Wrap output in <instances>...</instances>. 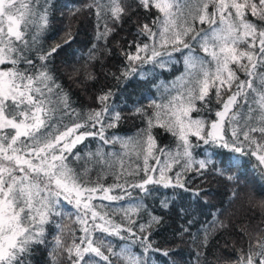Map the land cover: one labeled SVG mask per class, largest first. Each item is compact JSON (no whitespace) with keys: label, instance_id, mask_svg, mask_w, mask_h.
I'll return each mask as SVG.
<instances>
[{"label":"snow or ice","instance_id":"6c2138e0","mask_svg":"<svg viewBox=\"0 0 264 264\" xmlns=\"http://www.w3.org/2000/svg\"><path fill=\"white\" fill-rule=\"evenodd\" d=\"M52 7V0H0V264H32L40 246L50 249L51 264H60L62 258L66 264H113L110 257L123 259L125 264H154L149 253L170 255L154 247L150 239L162 218L148 213V221L138 225V235L131 227L114 223L101 210L106 205L93 201L131 199L130 189H138L143 195L123 210L133 224L132 215L139 213L156 187L181 189L199 197V190L186 185L190 171L203 175L211 166L215 175L234 181L233 173L248 164L243 158L253 156L264 180V0H92L87 5L98 22L95 39L105 43L115 31L110 25H122L137 9L154 8L158 13L137 24L130 50L123 52L126 63L117 81L137 75L147 79L148 73L139 71L143 65L165 68L173 62V53L183 54L184 75L171 88L163 86L159 99L150 102L151 112L142 107L134 110L146 126L130 137L105 135L121 120L112 90L97 97L99 110L81 115L72 108L68 93L50 68L52 58L73 39L71 32L65 33L62 44L43 47ZM101 22L103 31L99 30ZM97 51L93 44L89 61L97 59ZM237 71L247 79L240 80ZM86 79L95 77L87 73ZM212 89L221 103L219 109L209 107ZM222 92L228 93L226 99ZM194 112L214 113L215 119L193 117ZM66 117L75 119L66 121ZM153 128L175 137V146L158 145ZM89 136L98 137L104 145L118 143L122 151L105 153L98 147L86 157L74 154L73 149ZM201 143L207 146L206 158L196 160L193 150ZM69 156L74 161L84 159V166L71 167ZM96 165L100 168L93 181L89 173ZM107 174L114 176V182L105 186L100 181ZM135 176L139 179L126 178ZM64 202L75 209L74 222L83 233L79 237L73 233L71 244L64 240L66 229H71L63 219H55L73 216ZM161 205L168 207V201ZM228 227L216 221L205 232L202 246L206 247L211 231ZM188 231L183 228L181 234ZM97 232L129 239L142 252L137 255L127 245L115 251L112 242L105 243ZM240 232L243 238L249 237L245 227ZM170 264H176L175 260ZM230 264H264V227L248 239L246 250H237Z\"/></svg>","mask_w":264,"mask_h":264},{"label":"trees","instance_id":"16d2710c","mask_svg":"<svg viewBox=\"0 0 264 264\" xmlns=\"http://www.w3.org/2000/svg\"><path fill=\"white\" fill-rule=\"evenodd\" d=\"M91 2L92 0H52L50 24L43 47H50L54 43L62 44L66 38L65 33L70 31L73 39L52 58L50 68L57 82L68 93L72 108L80 112L81 115L92 109L99 110L101 105L97 97L107 90H112L114 93L112 102L118 106L117 110L121 113V120L116 127L108 128L105 135L107 137H111L113 134L120 137L134 136L146 126L141 116L134 114V110L142 107L145 111L151 112L150 102L159 99L164 92L163 86L167 85L171 88L173 82L184 75L183 54L173 53V62L165 68L155 67L153 64L143 65L139 71L148 73L147 79H141L137 75L127 80L121 77V80L117 81L115 77L120 76L126 63L123 52L130 50L128 45L135 39L137 24L148 22L158 13L154 8L147 11L142 8L137 9L136 12L124 19L122 25H110L115 27V31L108 36L105 43L103 40L95 39L98 22L94 11L87 7ZM129 2L131 3L133 0H129ZM249 19L254 18L249 15ZM198 27H207V25H198ZM99 30L103 31L102 22ZM93 44L97 46V59L89 61L88 53ZM233 67L235 68V65ZM87 73H92L95 79H86ZM237 76L240 80L247 79L241 71H237ZM233 90H235V84ZM227 95L228 93L222 92L223 98L226 99ZM214 97L215 89H212L208 97L212 101L209 107L219 109L221 103L217 102ZM197 107H200L199 102ZM192 115L193 117L203 115L205 118L215 119L214 113L210 116L207 112L199 114L194 112ZM65 119L68 121L75 117H66ZM80 131H84V129ZM91 131H96V129H91ZM152 131L158 145L175 146L176 138L170 133L161 128H153ZM98 147H102L105 153L122 151L118 143L104 145L98 137L89 136L73 149V153H79L81 157H86L88 153H95ZM206 148L207 146L201 143L200 147L193 150L194 158L196 160L205 159ZM208 151L210 152L211 149ZM68 159L71 162L70 166L77 170L85 164L84 159L74 161L72 156H69ZM161 159L163 160V157ZM243 159H246L248 164L243 171L233 173L236 177L234 181L215 175L211 171V166L204 171L203 175L195 171L188 172L186 185L191 189L199 190V197L181 189L156 187L153 195L144 199V207L139 210L138 214L129 213L135 221L133 224L128 223L123 210L134 206L135 198L143 195L139 193L138 189H130L133 194L131 199L126 197L125 200L119 202L97 199L93 201V204L106 205L101 210L108 212L114 223L121 224L125 228L131 227L132 231L137 232L138 235V225L148 221V213L161 217L162 222L152 230L150 239L154 241V247L168 250L170 255L164 257L160 253H149L154 264H170L172 260H175L176 264H230L235 259L237 250L241 248L246 250L248 239L254 238V234L264 227V223H262L264 222V204L261 203L264 201V180L260 178L261 166L253 156ZM139 162L142 163V161ZM149 163L152 164L154 161L150 160ZM196 167L197 165L194 164L193 168ZM99 168V165L92 168L89 173L91 180L97 179ZM173 171H175V167ZM126 178L129 181L138 180L139 176ZM100 182L108 186L114 182V176L107 174ZM116 192H119V189H116ZM233 192L237 193L236 197H233ZM164 200L168 201L166 208L161 205V201ZM63 206L70 210L73 216L56 217L55 219H63V223L71 229L70 231L66 229L64 233L65 243L71 244L74 238L73 233L75 237H79L83 233L79 231L80 225L74 222L75 209L67 205L66 202ZM218 220H222L229 227L211 231L206 241V247L202 246L201 241L204 240L205 232L211 230ZM89 223L92 222L89 221ZM241 227L246 228L249 233L248 238L242 237ZM183 228H188L189 231L181 234ZM52 231L55 232V229L52 228ZM121 234L125 237L130 236L128 232ZM95 235L102 236L105 243L111 241L115 251H119L121 247L127 245L137 255L142 252L141 246L138 243L131 244L129 239L121 240L119 237L99 232ZM49 251V248L40 246L32 258V264H51ZM105 254H108L106 250ZM110 259L113 264H125L123 259L116 257H110ZM60 264H66V261L62 258ZM100 264H104V262L101 261Z\"/></svg>","mask_w":264,"mask_h":264}]
</instances>
